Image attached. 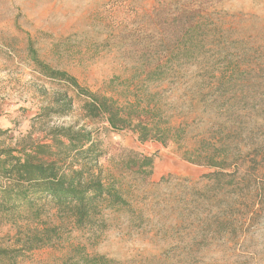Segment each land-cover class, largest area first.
<instances>
[{
	"label": "trees",
	"instance_id": "trees-1",
	"mask_svg": "<svg viewBox=\"0 0 264 264\" xmlns=\"http://www.w3.org/2000/svg\"><path fill=\"white\" fill-rule=\"evenodd\" d=\"M139 12L150 23L144 24L148 34L142 42L122 52L130 58L123 65L133 72L130 82L167 89V94L189 90V106L200 105L203 116H182L172 125L156 102L152 106V93L143 94L144 110L121 106L40 62L29 39L31 61L47 80L66 83L87 99L82 106L86 119L103 120L113 132L136 127L142 141L172 139L184 150L185 160L212 170L204 182L189 186L184 180L179 192L170 195L169 210L182 220L166 229L173 234V247L189 255L247 254V244L264 233V54L260 46H248L244 35H235V27L226 26L221 15L215 20L205 9L177 5L162 17L158 10ZM136 95L133 105L141 106L145 96ZM54 102L57 106L43 108L41 116L50 109L60 116L73 109L67 94ZM143 115L150 128L143 125ZM194 126L199 132L192 135ZM98 134L77 125L57 126L47 131L44 142L0 145V224L17 229L15 247H0V264H20L33 251L59 247L60 227L46 220L52 212L81 230L103 229L107 211L127 210L141 223L119 182L104 179L100 161L109 157L122 174L147 183L154 174V157L120 147L112 156ZM190 140L193 147L185 148ZM63 264L119 263L76 245Z\"/></svg>",
	"mask_w": 264,
	"mask_h": 264
},
{
	"label": "rangeland",
	"instance_id": "rangeland-1",
	"mask_svg": "<svg viewBox=\"0 0 264 264\" xmlns=\"http://www.w3.org/2000/svg\"><path fill=\"white\" fill-rule=\"evenodd\" d=\"M177 5L205 9L215 20L221 15L226 26L235 27V35H244L248 46H260L264 54V0H0V133L5 132L0 145L20 148L44 142L50 128L77 125L99 133L96 136L112 156L120 147L155 160L154 174L147 183L122 174L109 157L100 161L104 179L119 182L141 223H135L127 210L107 211L103 229L81 230L66 216L52 212L46 220L60 227L59 247L33 251L20 264H63L76 245H85L90 253L119 264H264V233L256 234L244 255L234 251L189 255L173 247V234L166 229L182 220L169 210L172 196L179 192L182 181L197 185L212 170L185 160L184 150L172 139L142 141L136 127L113 132L103 120L86 119L82 106L87 99L78 97L66 83L47 80L27 50L30 39L40 62L67 72L83 88L131 110L148 108L146 96L156 94L152 106L156 102L167 122L176 125L182 116H203L200 105L189 106L190 91L167 94V89L141 87L139 80L131 83L133 72L123 68L130 58L122 52L139 45L148 34L144 24L149 21L140 9L149 14L158 10L162 17ZM249 58L255 64V57ZM61 94L72 98V111L60 116L50 109L41 116L43 108L57 106L54 100ZM136 94L145 96L139 101L141 106L133 105ZM142 121L151 127L145 115ZM136 124L137 120L133 126ZM194 127L192 135L199 132ZM185 144L192 148L194 142ZM163 179L170 184L162 183ZM16 234V228L0 224V247H15Z\"/></svg>",
	"mask_w": 264,
	"mask_h": 264
}]
</instances>
